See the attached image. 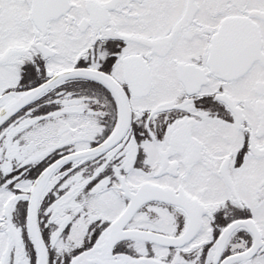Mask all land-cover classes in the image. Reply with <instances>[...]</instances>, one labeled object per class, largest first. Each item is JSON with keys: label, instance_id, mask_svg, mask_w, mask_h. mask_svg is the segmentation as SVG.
<instances>
[{"label": "snow or ice", "instance_id": "obj_1", "mask_svg": "<svg viewBox=\"0 0 264 264\" xmlns=\"http://www.w3.org/2000/svg\"><path fill=\"white\" fill-rule=\"evenodd\" d=\"M0 264H264V0H0Z\"/></svg>", "mask_w": 264, "mask_h": 264}]
</instances>
